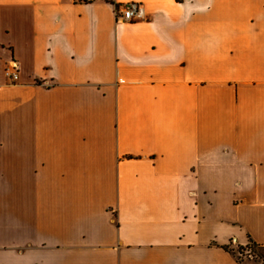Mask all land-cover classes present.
Here are the masks:
<instances>
[{
    "label": "crops",
    "instance_id": "1",
    "mask_svg": "<svg viewBox=\"0 0 264 264\" xmlns=\"http://www.w3.org/2000/svg\"><path fill=\"white\" fill-rule=\"evenodd\" d=\"M112 1L0 0V264H242L264 0Z\"/></svg>",
    "mask_w": 264,
    "mask_h": 264
},
{
    "label": "built area",
    "instance_id": "2",
    "mask_svg": "<svg viewBox=\"0 0 264 264\" xmlns=\"http://www.w3.org/2000/svg\"><path fill=\"white\" fill-rule=\"evenodd\" d=\"M94 0H72L75 4L90 3ZM116 15L118 22H137L144 19V12L142 6L137 3H129L121 8L116 9ZM5 76L11 80L12 83H16L19 80V69L16 63H13L11 67L6 69Z\"/></svg>",
    "mask_w": 264,
    "mask_h": 264
},
{
    "label": "trees",
    "instance_id": "3",
    "mask_svg": "<svg viewBox=\"0 0 264 264\" xmlns=\"http://www.w3.org/2000/svg\"><path fill=\"white\" fill-rule=\"evenodd\" d=\"M110 2L114 4L112 0H110ZM247 251L248 253L245 254ZM230 252L235 253L233 250H230ZM239 252L242 255L245 254L248 259V262H245L237 257L238 261L242 264H264V247L259 246L254 242L250 241L246 247H240Z\"/></svg>",
    "mask_w": 264,
    "mask_h": 264
},
{
    "label": "rangeland",
    "instance_id": "4",
    "mask_svg": "<svg viewBox=\"0 0 264 264\" xmlns=\"http://www.w3.org/2000/svg\"><path fill=\"white\" fill-rule=\"evenodd\" d=\"M234 250L236 251V255H237L240 259H242V260L245 261V262H248V259L246 258V255H245V254H247V252H246L244 255H242V254H240L239 249H238L237 247H235ZM260 264H261V263H260Z\"/></svg>",
    "mask_w": 264,
    "mask_h": 264
}]
</instances>
